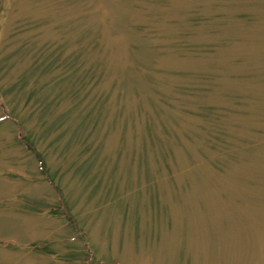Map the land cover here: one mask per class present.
Returning a JSON list of instances; mask_svg holds the SVG:
<instances>
[{
  "label": "rangeland",
  "instance_id": "rangeland-1",
  "mask_svg": "<svg viewBox=\"0 0 264 264\" xmlns=\"http://www.w3.org/2000/svg\"><path fill=\"white\" fill-rule=\"evenodd\" d=\"M0 264H264V0H0Z\"/></svg>",
  "mask_w": 264,
  "mask_h": 264
}]
</instances>
